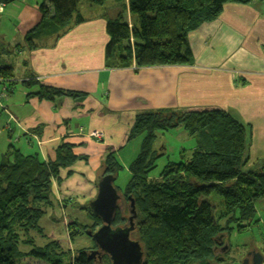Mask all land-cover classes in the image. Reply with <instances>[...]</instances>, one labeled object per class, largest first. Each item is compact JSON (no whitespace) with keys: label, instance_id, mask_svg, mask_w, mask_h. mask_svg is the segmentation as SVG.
Returning a JSON list of instances; mask_svg holds the SVG:
<instances>
[{"label":"trees","instance_id":"1","mask_svg":"<svg viewBox=\"0 0 264 264\" xmlns=\"http://www.w3.org/2000/svg\"><path fill=\"white\" fill-rule=\"evenodd\" d=\"M84 1L103 6L109 0H44L39 5L42 20L28 32V43L35 33L51 34L72 20L84 21L80 14L74 20ZM115 1L119 3L118 13L113 17L106 13L111 37L107 58H116L114 67H146L191 64V31L215 20L228 2L264 0H128V7L125 0ZM127 8L131 21L124 17ZM9 70L0 66V75L7 78L0 81V87L5 85L7 94L16 82ZM26 83L31 85L36 80L29 78ZM34 94L49 100L62 95L85 97L47 85H41ZM178 125L189 129L196 144L189 157L169 162L155 178L152 173L163 155L154 148L157 134ZM141 133L140 152L129 167L131 177L121 192L135 203L137 236L144 248L145 264H226L231 251L230 245L222 250L226 233L230 235L233 223L241 230L258 222L257 203L264 199V164L259 169L247 166L249 128L222 108L161 109L137 115L129 140ZM77 159L69 143H62L56 158L49 161L36 154L25 155L9 144L0 162V264H17V257L25 264H67L58 239L37 246L25 235L35 229L42 231L39 221L52 203L53 179H59L60 169ZM105 165L104 175L113 174L115 179L123 168L114 156H109ZM214 192L223 197L219 215H215L216 204L210 199ZM91 215L99 219L93 211ZM115 215V225L126 220L120 211ZM71 223L80 227L73 236L87 228L78 221ZM20 243H29L32 248L20 251ZM97 262L101 263L84 248L73 255L70 264Z\"/></svg>","mask_w":264,"mask_h":264},{"label":"crops","instance_id":"2","mask_svg":"<svg viewBox=\"0 0 264 264\" xmlns=\"http://www.w3.org/2000/svg\"><path fill=\"white\" fill-rule=\"evenodd\" d=\"M2 1L0 45L7 52L19 45L26 51L25 58H0V66H8L16 79L0 101V116L11 124L3 153L12 131L17 149L45 161L56 158L62 143L71 144L78 159L52 182L58 203L88 208L98 196L105 161L114 156L122 163L131 156L129 136L137 115L155 110L225 109L249 128L247 166L264 164V1L228 2L215 20L191 31V64L146 67H114L116 58H107V12L72 20L51 34L35 33L25 46L28 32L42 20L44 0ZM117 7L107 15L115 16ZM29 78L36 83L27 84ZM41 85L85 97L43 99L34 94ZM117 178L113 185L122 194Z\"/></svg>","mask_w":264,"mask_h":264},{"label":"rangeland","instance_id":"3","mask_svg":"<svg viewBox=\"0 0 264 264\" xmlns=\"http://www.w3.org/2000/svg\"><path fill=\"white\" fill-rule=\"evenodd\" d=\"M125 2L126 6L128 7V0H125ZM116 3L117 1L115 0H109L104 6H100L91 5L86 1L81 2L77 13L74 15V19L78 18V14H80L83 18H86L89 15H94L96 13H113L114 9L112 6ZM90 6H94V8L91 9ZM109 7L110 10L108 9ZM118 9L119 8L117 7L115 11L118 12ZM124 17L129 21L132 20L130 13H128V8L124 13ZM25 46H28V41H26ZM6 50V46H4L3 49V47L0 45L1 59H10L17 56L19 58H25L26 56V51H24L20 45L18 46V50L15 52H7ZM5 81H7L6 77ZM22 86L23 85H19L18 88H21ZM18 93L19 92L15 90V94L17 95ZM5 123L6 115L4 114L0 116V162L4 158L3 149L6 147V145L3 146V143L8 144V142H6V134L8 129L5 128L8 124L5 126ZM188 131L189 129H187L185 125H178L175 128L158 132L154 148L158 152H163V155L157 161V166L152 173L155 178L159 176L160 172L169 162H180L185 160L186 157L190 156L192 150L191 148L196 144V138L189 135ZM16 135L12 131V136L10 139L8 138V140L15 144ZM143 137L144 133L135 134V136L132 138L131 144L128 147V150L131 152V156L128 155V157L122 158L123 168L119 171L118 178L116 180V185L120 190H124L130 180L131 172L129 167L140 152ZM135 148L138 149L136 153ZM210 199L216 204L215 215H219L223 209L222 195H220L218 192H214ZM90 203L88 204L89 209L85 206L81 208L80 205H76L75 203H69L65 207L63 204L52 199V203L47 205L48 207L46 208V212L39 221L42 231H38V229L31 230L29 234L25 235L26 239H33L35 241V245L37 246H43L53 239H58L63 250L66 252V254L62 256V259L65 263L70 264L72 262L73 255L78 252V250L84 248L93 250L99 246V242L94 237V234L100 232L104 224L101 222L103 221L102 218L98 216L99 219H97L91 215L92 211H94V208ZM122 214L127 217L130 215V212H122ZM257 219L258 222L253 223L251 226L242 228L241 230H238L235 223L231 225L233 228L230 230V235L228 236L226 233V241L231 246V251L228 255L226 264H247L246 259L250 256L249 254H251L252 251H258L264 255V199L257 203ZM72 220L86 225L87 228L85 230L83 229L82 232H79L80 234L73 236L72 232L76 231V229H80V227L79 225L72 224ZM95 222H99V224L96 225ZM100 223L102 224L101 226H99ZM31 248L32 245L29 243L19 244L20 251L26 252ZM16 262L17 264H25V261L20 259V257L16 258ZM96 264H110V260L104 258V260H101V263L97 262ZM261 264H264V261Z\"/></svg>","mask_w":264,"mask_h":264},{"label":"water","instance_id":"4","mask_svg":"<svg viewBox=\"0 0 264 264\" xmlns=\"http://www.w3.org/2000/svg\"><path fill=\"white\" fill-rule=\"evenodd\" d=\"M114 180L115 176L113 174L105 175L103 180L99 183L97 198L90 203L94 208L93 212L103 220V228L100 232L94 234V237L99 242L100 250L104 252L107 248L105 237H103V239H99L97 236L106 230V228L111 227L112 217L110 218V216H113L115 213L116 203L119 197V194L113 185ZM133 211H135L134 205L132 212ZM114 232L119 233V231ZM122 238V241L124 242L122 243L123 246L120 244L118 237L110 242L112 246L109 247V250L112 254L111 257L114 264H139L143 259V251L140 250V244L138 242L130 241L126 235H123ZM228 246L229 243L226 242L225 245L222 246V250L226 251ZM249 255L251 257H247V264H249L250 261L252 264H261L264 260V255L261 252L252 251Z\"/></svg>","mask_w":264,"mask_h":264},{"label":"flooded vegetation","instance_id":"5","mask_svg":"<svg viewBox=\"0 0 264 264\" xmlns=\"http://www.w3.org/2000/svg\"><path fill=\"white\" fill-rule=\"evenodd\" d=\"M135 207V203L134 201L131 199V196L129 198H126L125 196H123V194H119L117 203H116V209H115V213L120 211V212H124L126 213L127 211L130 212V215L125 217V221L121 224L115 225L113 220L115 219L116 215L115 213L113 214V216H110L112 222H111V227L110 228H106V230H104L102 233H100L97 237H99V239H103V237H105L106 243H107V248L106 251H101L100 247H96L93 250H89L90 254L92 255V257L98 261V260H104V258L110 260V264H114L113 260H112V254L109 250V247L112 246V244L110 243L112 240H115L118 237V240L120 241V244L122 245V243H124L122 241V237L123 235H126L128 237V239L130 241L133 242H138L140 244L141 247V251H143V259L139 264H145V254H144V248L143 245L139 242L138 240V236H137V229H136V218H137V212L136 209L135 211L132 212L133 210V205ZM131 218V220H130ZM102 224H100L99 226H101ZM114 231H119V233H116ZM116 233V234H115ZM123 246V245H122ZM92 251V252H91ZM121 264V263H120ZM123 264V263H122ZM138 264V263H136Z\"/></svg>","mask_w":264,"mask_h":264},{"label":"built area","instance_id":"6","mask_svg":"<svg viewBox=\"0 0 264 264\" xmlns=\"http://www.w3.org/2000/svg\"><path fill=\"white\" fill-rule=\"evenodd\" d=\"M4 78H5L4 76L0 75V81L1 80L4 81ZM6 95H7L6 86L5 85L4 86H1L0 87V100L3 99ZM5 128L8 129V130L11 129V125L8 123V125ZM80 130H83V128H80ZM92 135L96 136L99 139L102 137V134L101 133H98V132L92 133ZM15 139H17V137Z\"/></svg>","mask_w":264,"mask_h":264},{"label":"bare ground","instance_id":"7","mask_svg":"<svg viewBox=\"0 0 264 264\" xmlns=\"http://www.w3.org/2000/svg\"><path fill=\"white\" fill-rule=\"evenodd\" d=\"M121 193V192H120ZM103 222V221H102ZM251 256H249V258H250ZM250 263H251V261H250Z\"/></svg>","mask_w":264,"mask_h":264}]
</instances>
